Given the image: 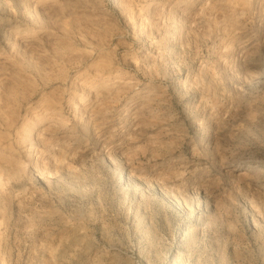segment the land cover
I'll return each mask as SVG.
<instances>
[{"label": "rangeland", "instance_id": "rangeland-1", "mask_svg": "<svg viewBox=\"0 0 264 264\" xmlns=\"http://www.w3.org/2000/svg\"><path fill=\"white\" fill-rule=\"evenodd\" d=\"M0 108V264H264V0H0Z\"/></svg>", "mask_w": 264, "mask_h": 264}, {"label": "bare ground", "instance_id": "bare-ground-1", "mask_svg": "<svg viewBox=\"0 0 264 264\" xmlns=\"http://www.w3.org/2000/svg\"><path fill=\"white\" fill-rule=\"evenodd\" d=\"M49 107V106H48ZM49 109V108H48ZM0 110H1V108H0ZM0 114H2V113H0ZM5 117V116H4ZM4 117H1L0 116V119L1 120H5V119H7V118H4ZM3 118V119H2ZM9 119V118H8ZM7 119V120H8ZM6 121V120H5ZM8 123V122H7ZM6 124V123H5ZM9 124V123H8ZM7 126H10V124L9 125H6L5 127H7ZM12 127V125L9 127V128H11ZM32 129V128H31ZM31 129H30V131L26 134L27 135V138H31ZM2 138H3V136H2ZM0 141H2V140H0ZM0 152H1V150H0ZM7 162H10V160L9 159H7L6 157H4L3 156V154H0V169H2V163H7ZM16 165V164H15ZM14 170L15 171H21L22 170V167H21V165H16L15 166V168H14ZM17 173V172H16ZM250 174H249V172L247 171V170H244V171H241L240 173H239V177H240V179L241 180H244V179H247V177L249 176ZM1 181V180H0Z\"/></svg>", "mask_w": 264, "mask_h": 264}]
</instances>
